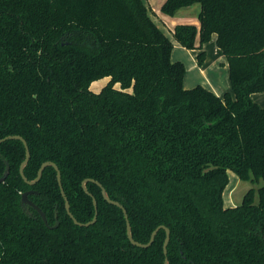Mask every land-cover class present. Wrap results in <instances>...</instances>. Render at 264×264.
<instances>
[{
	"label": "trees",
	"instance_id": "trees-1",
	"mask_svg": "<svg viewBox=\"0 0 264 264\" xmlns=\"http://www.w3.org/2000/svg\"><path fill=\"white\" fill-rule=\"evenodd\" d=\"M200 3L199 25L173 37L200 50L213 35L233 93L184 86L186 66L144 0H0V140L20 135L29 180L55 162L80 222L96 213L95 179L126 208L135 240L171 230L170 264H264V0H165L175 16ZM107 79L100 91L95 81ZM23 141L0 144V264H165L166 230L134 245L119 206L88 181L95 223L74 222L47 166L29 184ZM229 170L254 183L226 206ZM46 214H27L22 194ZM258 195V200L256 199Z\"/></svg>",
	"mask_w": 264,
	"mask_h": 264
},
{
	"label": "rangeland",
	"instance_id": "rangeland-1",
	"mask_svg": "<svg viewBox=\"0 0 264 264\" xmlns=\"http://www.w3.org/2000/svg\"><path fill=\"white\" fill-rule=\"evenodd\" d=\"M158 2L159 0L152 1L153 9L157 12V14L154 15L152 13V17L155 16L156 22L160 24L166 31V33H169L172 38H174L173 32L178 21L186 20L187 22H191L189 24L199 25V19L196 15L192 16L190 19L164 18L166 22L164 23V21L160 19V16H162L163 13L161 11V8L158 7ZM204 49L206 51V58L202 64H199L198 61V49H188L183 47L175 50V55L180 56V59L186 66L184 83L193 87L198 85V83L204 84L207 86H213L216 90L223 93L226 90H229L231 93H233L229 67L225 62L224 55L223 58L218 57V53L222 50L219 48L216 39L211 38L208 42H206L204 44ZM106 82L107 79L95 81L92 84V89L95 91H100L101 88L106 84ZM262 184L263 180L257 183H254L251 180H242L235 172L229 170V184L226 187L224 193L225 205L230 206L227 204L228 199L235 200L234 204L236 205L240 204L243 200L244 195L249 189L253 187L258 189ZM256 199L258 200V195Z\"/></svg>",
	"mask_w": 264,
	"mask_h": 264
},
{
	"label": "water",
	"instance_id": "water-1",
	"mask_svg": "<svg viewBox=\"0 0 264 264\" xmlns=\"http://www.w3.org/2000/svg\"><path fill=\"white\" fill-rule=\"evenodd\" d=\"M7 139H19L21 141H23L24 145H25V149H26V159L22 162L21 166H20V173L21 175L23 176V178L31 185H34L36 184L41 178H42V175H43V171L44 169L47 167V166H53L56 171H57V179H58V182H59V185L61 187V192L64 196V199H65V202H66V209H67V212L68 214L71 216V218L74 220V222L78 225H81V226H89L93 223L96 222L97 220V217H98V202H97V199L93 196V194L88 190V187H87V182L88 181H95L98 185H100L102 187V193H103V196L104 198L109 201L110 203L112 204H115L117 206H119L120 208H122L124 214H125V218L127 220V235L130 239V241L134 244V245H137L139 247H143V248H147L149 246L152 245V243L154 242L155 240V237L158 233V231L161 229V228H164L166 230V238H165V242H164V252L166 254V258H165V264H170V261H169V258L167 256L168 254V244H169V241H170V238H171V230L165 226V225H160L158 226L152 233L151 235V238L150 240L147 242V243H141L137 240L134 239L133 237V233H132V226H131V222L129 220V216H128V213H127V210L126 208L123 206V204L119 201H116V200H113L111 199V197L109 196L106 188L101 184V182L95 180V179H91V178H88V179H85L83 182H82V186L85 190L86 193H88L89 195H91L93 197V203H94V206H95V209H96V213H95V216L94 218L91 220V221H88L86 223L84 222H80L76 219V217L74 216V214L72 213L71 211V208H70V203H69V200H68V197L65 193V190L63 188V183H62V175H61V171L58 167V165L53 162V161H46L44 162L39 171H38V175L35 179H32V180H29L26 175H25V167L26 165L28 164L29 160H30V157H31V152H30V149H29V146H28V143L27 141L25 140L24 137L20 136V135H9L3 139L0 140V144L7 140ZM7 163V167H6V171H5V174L0 178V183L1 182H4L6 177L8 176L9 174V171H10V164L8 162ZM35 193H38L36 190H29V191H26L22 194V198H21V203L23 205V208L25 209V211L27 212V214H30L32 215V211H31V207H33L35 210L38 211V213L40 214V216L42 217V219L44 220V222L46 223L47 226L51 227V228H56L59 226V219L56 220V223L55 225L53 226H50L49 225V222H48V219H47V216L45 214V212L36 204L34 203L30 198H29V195L30 194H35Z\"/></svg>",
	"mask_w": 264,
	"mask_h": 264
},
{
	"label": "crops",
	"instance_id": "crops-1",
	"mask_svg": "<svg viewBox=\"0 0 264 264\" xmlns=\"http://www.w3.org/2000/svg\"><path fill=\"white\" fill-rule=\"evenodd\" d=\"M146 2V4L150 7V13H151V16H152V13L153 15L154 14H157V12L153 9V4H152V1H156V0H144ZM165 2V0H159L158 2V7L161 8L162 4ZM200 9H201V5L200 3H196V4H193L191 6H188V7H184V8H181L176 14L175 16H167L165 14H163L162 16H160V19L165 22L164 18L165 19H172V18H177V19H190L192 16L196 15L198 16L199 12H200ZM154 17V18H153ZM152 18L155 20V16H153ZM156 21V20H155ZM157 23V22H156ZM182 23H191V22H187L186 20H181V21H178L176 23L177 24H182ZM158 24V23H157ZM198 24H199V21H198ZM162 30L166 33V31L163 29V27L158 24ZM175 25V26H176ZM174 42V48H173V52H172V59L174 61H177V60H181L180 59V56H176L175 55V50L178 49V48H183L182 45H180L174 38H172V36L169 35V33H166ZM212 38H215L216 39V42H217V36L216 35H213ZM200 52V50H198V53ZM222 52V51H221ZM219 52L218 53V57H221L223 58V52L221 53ZM182 61V60H181ZM225 62H226V57H225ZM227 63V62H226ZM199 84V83H198ZM204 85V84H202ZM184 86L186 88H191L193 86H190V85H186L184 83ZM205 87L211 89L212 91H214L216 94L218 95H223L225 92H230L229 90H226L224 93L223 92H220L218 90H216L213 86H207V85H204ZM218 89V88H217ZM252 98L262 107H264V91L263 92H259V93H255L252 95ZM225 193V192H224ZM234 201L233 199H228V202L227 204L230 205V206H235L236 204H234ZM225 202V200H224Z\"/></svg>",
	"mask_w": 264,
	"mask_h": 264
}]
</instances>
